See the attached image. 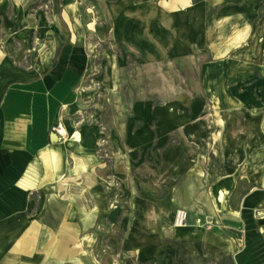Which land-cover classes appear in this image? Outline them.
<instances>
[{"label": "crops", "instance_id": "0c3cea01", "mask_svg": "<svg viewBox=\"0 0 264 264\" xmlns=\"http://www.w3.org/2000/svg\"><path fill=\"white\" fill-rule=\"evenodd\" d=\"M8 2L0 0V264H67L80 254L72 244L67 256L66 243L94 234L99 219L91 202L62 194L74 147L57 131L80 101L85 39L67 25L78 15L70 1L36 31L1 25ZM112 2L121 19L141 17L161 47L198 50L219 79L264 52V0ZM203 130L186 128L190 151L163 184L169 198L138 202L156 225L149 243L126 249L139 264H264V124H225L211 138ZM180 209L190 215L182 228Z\"/></svg>", "mask_w": 264, "mask_h": 264}, {"label": "rangeland", "instance_id": "374dc122", "mask_svg": "<svg viewBox=\"0 0 264 264\" xmlns=\"http://www.w3.org/2000/svg\"><path fill=\"white\" fill-rule=\"evenodd\" d=\"M10 1L1 25L28 23L34 31L74 3L76 24L67 25L85 39L80 101L61 122L68 134L82 137L64 140L74 150L61 187L66 200L77 195L96 206L99 219L94 234L66 243L67 256L72 244L80 254L67 264H139L138 252L126 249L149 243L156 225L148 214L153 209L138 202L169 198L163 184L185 167L190 151L186 128L204 124L211 138L225 124H264V52L250 54L245 67L229 66L223 80L198 50L163 48L143 32L141 17L121 19L120 9L109 7L112 0ZM199 162L207 168V158Z\"/></svg>", "mask_w": 264, "mask_h": 264}, {"label": "bare ground", "instance_id": "6f19581e", "mask_svg": "<svg viewBox=\"0 0 264 264\" xmlns=\"http://www.w3.org/2000/svg\"><path fill=\"white\" fill-rule=\"evenodd\" d=\"M60 132H61V134L63 136V140H65V141H69L70 139H74V141H77V142L81 141V137L82 136H81L80 132H76V133H73V134H68L67 129L64 126H61ZM178 214H179V217H178V222H177L176 227L185 226L183 218H184L185 215H187V213L185 211H178Z\"/></svg>", "mask_w": 264, "mask_h": 264}, {"label": "built area", "instance_id": "2783aa9c", "mask_svg": "<svg viewBox=\"0 0 264 264\" xmlns=\"http://www.w3.org/2000/svg\"><path fill=\"white\" fill-rule=\"evenodd\" d=\"M60 128H61V126L58 127V130H57L58 132H60ZM178 217H179V214L177 215L176 225H177V222H178ZM186 218H187V215H185L184 218H183L184 222H185Z\"/></svg>", "mask_w": 264, "mask_h": 264}, {"label": "water", "instance_id": "95a60500", "mask_svg": "<svg viewBox=\"0 0 264 264\" xmlns=\"http://www.w3.org/2000/svg\"><path fill=\"white\" fill-rule=\"evenodd\" d=\"M56 140H57V135H56V133H52V135H51V141L54 142V141H56Z\"/></svg>", "mask_w": 264, "mask_h": 264}]
</instances>
